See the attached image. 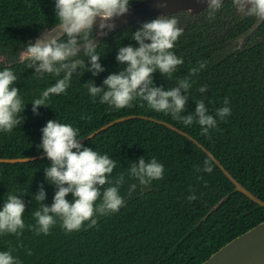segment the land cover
<instances>
[{
    "label": "trees",
    "instance_id": "trees-1",
    "mask_svg": "<svg viewBox=\"0 0 264 264\" xmlns=\"http://www.w3.org/2000/svg\"><path fill=\"white\" fill-rule=\"evenodd\" d=\"M55 4L56 0H0V56L7 58L0 60V70L10 68L17 75L14 86L20 89L25 105L22 125L11 133L0 132V159L44 154L38 146L42 129L50 120L78 128L83 140L114 120L134 115L81 142L117 161L109 179L114 181L124 174L120 194L126 203L119 212L98 217L92 228L85 222L81 230L67 233L57 218L49 235H36L27 227L36 224L33 213L40 206L33 197L43 185L47 194L44 203L50 207L57 191L46 180L45 168L52 162L47 156L0 162V210L8 195H17L26 204L22 235L0 234V251L11 249L21 264H200L263 221L264 205L235 191L234 183L203 148L163 123L142 116L169 122L192 135L239 182L264 200V21L239 48L235 39L258 19L239 11L232 0L222 2L214 18H209L207 6L197 15L180 10L128 24L97 45L105 71L93 76L87 69H77L67 91L51 96L48 106H41L35 114L32 102L63 73L60 77L47 73L41 76L30 68V61H20V53L46 27L58 24ZM160 16H174L184 29L174 49L184 64L171 79L157 70L153 74L155 86L164 90L178 86L177 81L185 78L190 68L206 61V67L191 77L190 82L195 83L189 92L181 90L188 96L181 115H194L197 102L202 100L215 116L218 108L225 107L224 98L230 100L227 106L231 115L224 121L216 117L218 128L209 130L211 140L201 135L202 128L195 122L185 127L170 114L157 113L139 99L132 107L118 110L101 104L99 96L94 99L85 86L92 81L97 87H106L103 81L109 75L126 68L117 60L119 49L138 47L132 34ZM79 58L86 59V66L91 67L90 58ZM201 85H207L208 91L198 92ZM141 158H155L165 168L163 179L143 190L128 175L131 163ZM206 158L213 166L211 173L203 171ZM132 183L137 188L129 196ZM193 194L197 198L189 201ZM226 195L227 199L212 210ZM66 199L73 202V194Z\"/></svg>",
    "mask_w": 264,
    "mask_h": 264
},
{
    "label": "clouds",
    "instance_id": "clouds-1",
    "mask_svg": "<svg viewBox=\"0 0 264 264\" xmlns=\"http://www.w3.org/2000/svg\"><path fill=\"white\" fill-rule=\"evenodd\" d=\"M232 2L247 16L264 21V0ZM207 3L209 18H214L215 13L221 9L222 2L207 0ZM129 5L130 0H56L58 26L47 33L53 38H37L28 44L22 55V60L30 61V68H35L36 73L41 76L47 73L60 77L63 73L62 78L32 102L35 114H39L38 109L41 106H48L51 96L67 91L77 69H87L86 72L91 71L93 76L105 71L100 63L101 55L96 51L94 31L106 34V31L113 30L115 25L108 22L126 14ZM161 6L166 7V0H163ZM97 18L100 21L99 29L94 30L93 25ZM58 30L61 35L56 37ZM183 34L184 29L179 26V21L174 16H160L145 22L140 30L132 34L139 46H124L118 51L117 60L121 65H126V68L118 74L109 75L103 81L106 87H97L92 81L85 86L94 99L99 96L101 104L118 110L132 107L133 102L139 99L157 113L170 114L185 127L195 122L202 128L201 135L211 140L209 130L218 128L216 117L224 121L231 115L232 110L227 106L230 104L229 98H224L225 107L218 108L215 116L210 114L202 100L197 102L194 115H181L188 100V96L182 94L181 90L189 92L195 83L190 82L191 77L206 67V61H198L199 67L190 68L188 75L177 81L178 86L169 90L154 84L153 74L157 70L171 79L184 64L183 58L174 51ZM81 55L90 58V68L85 64L86 59L79 58ZM17 81V75L10 68L0 70V132L11 133L24 122L21 114L25 105L19 95L20 89L14 86ZM206 91L207 85L198 88V92ZM42 133V143L38 147L52 162L50 167L45 168L46 180L54 184L57 191L54 202L49 207L44 203L47 194L41 185L40 191L33 197L40 205L33 213L36 224L28 225L29 229L36 235H49L50 230L57 224V218L67 233L81 230L85 222H88V228H92L97 225L98 217L117 213L125 206L126 201L120 194V188L125 183L124 174H120L114 181L109 179L117 168L116 160L85 147L79 138L80 130L71 124L50 120ZM203 171H213L208 158L205 159ZM164 172V165L155 158L147 161L141 158L138 162L131 163L128 175L137 180L143 190L150 187L153 181L163 179ZM136 188L137 184L132 183L128 195L131 196ZM26 194L25 192L23 195ZM69 194H73V202L66 199ZM196 198L193 194L188 200L193 201ZM25 210L26 204L19 196L8 195L3 209L0 210V234H14L17 237L22 235L26 227ZM28 254L31 255V251ZM0 264H21V261L12 255L10 249L0 251Z\"/></svg>",
    "mask_w": 264,
    "mask_h": 264
},
{
    "label": "water",
    "instance_id": "water-1",
    "mask_svg": "<svg viewBox=\"0 0 264 264\" xmlns=\"http://www.w3.org/2000/svg\"><path fill=\"white\" fill-rule=\"evenodd\" d=\"M226 0H221V2H225ZM163 0H139L136 2H132L129 5V11L123 16L115 17L113 20H110L108 23L114 24L115 28L111 31H106V34H100L96 31L94 36V42L96 45H99L101 40L117 31L122 29L124 26L137 23L139 21H143L153 15H169L171 13L184 10L189 12L191 15H197L201 12L205 7L208 6L207 0H166V7H162L161 4ZM99 18H97V22L93 25V28L96 30L99 29ZM263 21L257 20L249 29L243 32L240 36H238L235 41L237 43V48L241 47L245 41V39L250 36L255 29H257ZM58 24L52 27H46L37 38H44L45 40H50L53 37L47 34L50 30H55ZM61 35L58 30L55 33L56 37ZM36 38V39H37ZM23 50L20 53V61L22 60ZM1 61H7L6 57L0 56ZM27 60V59H26ZM25 60V61H26ZM24 62V61H23ZM134 116V115H133ZM129 116V117H133ZM129 117H122L117 120H114L100 129L94 131L89 136L84 138L81 142L86 141L90 137L96 135L101 130L109 127L110 125L116 123L117 121L125 120ZM143 118L151 119L154 121H158L168 126L169 128L179 132L180 134L188 137L190 140L195 142L198 146L203 148L211 158L220 166L223 172L230 178V180L235 185V191H240L244 193L247 197L255 201L260 205H264V200L259 196L255 195L252 191H250L247 187H245L241 182H239L226 168L225 166L215 157V155L209 151L203 144H201L196 138H194L189 133L184 130L179 129L178 127L172 125L169 122L151 118L148 116H142ZM46 154H42L34 157H26V158H1L0 162H16V161H24L30 159H36L38 157H44ZM228 195L220 199V201L212 207V210L218 208L226 199ZM200 264H264V220L248 229L247 231L237 235L229 242L225 243L222 247H220L217 251L212 253L209 258L201 262Z\"/></svg>",
    "mask_w": 264,
    "mask_h": 264
}]
</instances>
